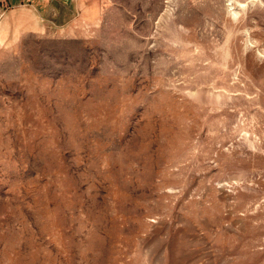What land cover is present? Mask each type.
Returning a JSON list of instances; mask_svg holds the SVG:
<instances>
[{"label":"rangeland","instance_id":"rangeland-1","mask_svg":"<svg viewBox=\"0 0 264 264\" xmlns=\"http://www.w3.org/2000/svg\"><path fill=\"white\" fill-rule=\"evenodd\" d=\"M44 18L0 43V264H264V0Z\"/></svg>","mask_w":264,"mask_h":264},{"label":"crops","instance_id":"crops-1","mask_svg":"<svg viewBox=\"0 0 264 264\" xmlns=\"http://www.w3.org/2000/svg\"><path fill=\"white\" fill-rule=\"evenodd\" d=\"M76 0H0V43L15 48L26 33L43 31L48 25L44 18L58 15L74 7ZM96 9L91 7L87 15Z\"/></svg>","mask_w":264,"mask_h":264},{"label":"bare ground","instance_id":"bare-ground-1","mask_svg":"<svg viewBox=\"0 0 264 264\" xmlns=\"http://www.w3.org/2000/svg\"><path fill=\"white\" fill-rule=\"evenodd\" d=\"M261 20H262V19H261ZM261 20H260V21H261ZM263 20H264V19H263Z\"/></svg>","mask_w":264,"mask_h":264}]
</instances>
